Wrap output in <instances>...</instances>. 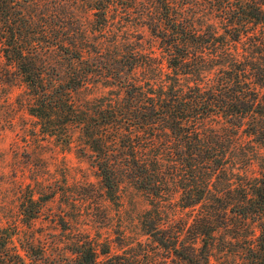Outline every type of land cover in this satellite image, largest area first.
<instances>
[{
	"label": "trees",
	"instance_id": "obj_1",
	"mask_svg": "<svg viewBox=\"0 0 264 264\" xmlns=\"http://www.w3.org/2000/svg\"><path fill=\"white\" fill-rule=\"evenodd\" d=\"M0 54L41 135L88 147L110 202L124 183L164 202L177 189L191 221H162L159 200L140 217L173 260L264 264V0H0ZM57 195L28 185L0 264H141L109 239L29 231Z\"/></svg>",
	"mask_w": 264,
	"mask_h": 264
},
{
	"label": "rangeland",
	"instance_id": "obj_2",
	"mask_svg": "<svg viewBox=\"0 0 264 264\" xmlns=\"http://www.w3.org/2000/svg\"><path fill=\"white\" fill-rule=\"evenodd\" d=\"M120 25L124 27L122 33H129L131 42H138L145 51L154 48L159 55L156 41L145 28L132 23ZM103 92L100 88L95 91L98 95ZM26 107L25 86L0 54V226L8 227L18 219L17 205L28 185L43 201L57 189L59 195L47 202L29 231L39 232L51 241L57 237L64 246L68 236L61 231L71 232V237L88 233L101 242L111 240L114 252L122 248L141 264H182L149 239L140 226L141 215L151 209L154 200L161 202L162 221L189 220L190 210L177 205V189L171 187L172 194L164 202V198L153 200L124 183L119 203L110 202L88 147L76 140L69 150L63 151L51 138L41 135L37 119ZM61 217L67 222L64 229L60 226Z\"/></svg>",
	"mask_w": 264,
	"mask_h": 264
}]
</instances>
